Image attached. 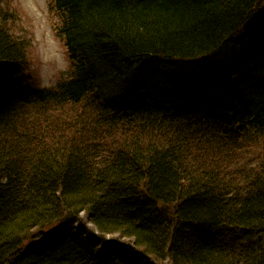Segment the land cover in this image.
<instances>
[{
  "label": "trees",
  "instance_id": "16d2710c",
  "mask_svg": "<svg viewBox=\"0 0 264 264\" xmlns=\"http://www.w3.org/2000/svg\"><path fill=\"white\" fill-rule=\"evenodd\" d=\"M52 1L51 88L0 21V264H264V0Z\"/></svg>",
  "mask_w": 264,
  "mask_h": 264
},
{
  "label": "rangeland",
  "instance_id": "374dc122",
  "mask_svg": "<svg viewBox=\"0 0 264 264\" xmlns=\"http://www.w3.org/2000/svg\"><path fill=\"white\" fill-rule=\"evenodd\" d=\"M0 21L7 24L14 37L27 43L29 64L20 77L23 84L50 88L69 77L71 66L57 34L61 17L50 0H0ZM46 84L50 86H43ZM81 217L85 219L84 214ZM108 238L114 240L116 236Z\"/></svg>",
  "mask_w": 264,
  "mask_h": 264
},
{
  "label": "bare ground",
  "instance_id": "6f19581e",
  "mask_svg": "<svg viewBox=\"0 0 264 264\" xmlns=\"http://www.w3.org/2000/svg\"><path fill=\"white\" fill-rule=\"evenodd\" d=\"M38 235L41 236V237H44V235H45V231L42 230V229H40V230L38 231ZM27 244H29V242H26L24 245H27Z\"/></svg>",
  "mask_w": 264,
  "mask_h": 264
},
{
  "label": "snow or ice",
  "instance_id": "6c2138e0",
  "mask_svg": "<svg viewBox=\"0 0 264 264\" xmlns=\"http://www.w3.org/2000/svg\"><path fill=\"white\" fill-rule=\"evenodd\" d=\"M129 264H135V261L132 258H129Z\"/></svg>",
  "mask_w": 264,
  "mask_h": 264
},
{
  "label": "clouds",
  "instance_id": "9594fccd",
  "mask_svg": "<svg viewBox=\"0 0 264 264\" xmlns=\"http://www.w3.org/2000/svg\"><path fill=\"white\" fill-rule=\"evenodd\" d=\"M43 86L47 87V86H50V85H47V84H46V85H43Z\"/></svg>",
  "mask_w": 264,
  "mask_h": 264
}]
</instances>
